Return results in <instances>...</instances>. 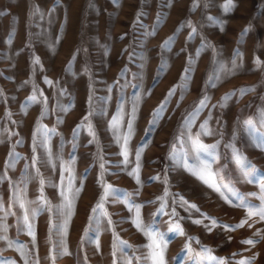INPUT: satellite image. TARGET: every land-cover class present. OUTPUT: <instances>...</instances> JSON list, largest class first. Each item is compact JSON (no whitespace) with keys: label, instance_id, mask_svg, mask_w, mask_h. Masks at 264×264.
<instances>
[{"label":"rangeland","instance_id":"374dc122","mask_svg":"<svg viewBox=\"0 0 264 264\" xmlns=\"http://www.w3.org/2000/svg\"><path fill=\"white\" fill-rule=\"evenodd\" d=\"M227 2L0 0V264H152L150 243L161 244L165 264H194L196 253L225 264H264V219L250 217L239 200L259 207L262 194L259 183L241 178L242 166L254 165L255 179L264 183L258 147L264 141V0H232V8ZM189 61L191 83L182 89ZM241 88L254 91L241 96ZM204 95L208 107L191 136L208 121L214 134L201 140L219 148L200 159L219 169L227 200L180 166L186 158L196 164L181 125ZM107 185L112 188L93 223L91 209ZM66 201L71 215L58 232ZM130 203L140 205L139 229ZM25 215L34 236L23 226ZM176 222L183 235L170 230ZM249 239L254 243H242Z\"/></svg>","mask_w":264,"mask_h":264},{"label":"snow or ice","instance_id":"6c2138e0","mask_svg":"<svg viewBox=\"0 0 264 264\" xmlns=\"http://www.w3.org/2000/svg\"><path fill=\"white\" fill-rule=\"evenodd\" d=\"M227 8H232L235 7V5L232 3V0H228L227 5L225 6ZM0 15H2V13H0ZM210 20H213L214 18L209 17ZM159 20H157L156 24L154 25V28L152 30L151 33H149L150 35H154L156 30H158L159 27ZM214 23L218 24L221 26V31L223 30V22L221 21H214ZM183 25L180 26V28L177 29V31L182 30ZM248 31L247 28L244 29V31L241 33V35L246 34ZM193 32H195V28H193ZM123 39V37H121ZM175 39L176 36L175 34L172 37H169L168 39H166L162 45V47L165 50H169L170 47L175 43ZM38 59L36 61V63H38ZM233 66L235 67V60H233ZM67 70V68H66ZM193 71L192 66H191V62L189 61L188 67H186L185 69V73L182 76V83L180 85V87L183 89L185 86H187L188 84L191 83L190 81V74ZM210 86L215 87V81H209ZM176 89L173 88L169 93H168V97H171L172 95H174ZM240 95L243 96L244 94L254 91V88H241L238 90ZM236 95V92H230L228 94H226L224 97H222L221 99V103L220 106L224 107L226 106L225 102L230 100L233 96ZM32 100H35V95H33L31 97ZM138 99V98H137ZM210 100V97L208 95H204L203 98L199 101V103L194 107V110L189 112L183 121V124L181 125V128L184 130L185 134H189L191 136V126L195 123V119L198 116V114L200 112H202L205 108L208 107V101ZM166 102L167 99L164 103H162L160 105V107L158 109H156V111L152 114L153 119L151 121V123H155L156 119L160 117V114L165 110L166 107ZM213 107H216V105H213ZM135 113V109L133 111V114ZM209 116H211V113L209 114ZM116 117L113 118V121L115 122ZM113 122V124L110 125V127H115V123ZM59 123V121H58ZM248 124L249 127L252 126L253 122L251 120L246 122ZM128 130L129 133L132 131V121H129L128 124ZM39 131H41L42 133H46L48 130L47 129H40ZM74 135L76 134V131H74L73 133ZM214 132L213 130L209 129L208 127V121L205 120L200 126H199V130L197 131V133L194 136H191V143L193 145V151H194V158L196 160V164L194 165H190L188 163V159L186 158L183 163L180 165L181 167H183L185 170L189 171L192 175L196 176L197 179H199L202 183L208 185V187L213 188L214 191H216L217 193H220V195L222 197H224V199H228L227 196H224V192L221 191V189H224L225 191L228 190V185L223 183L224 177L220 175L219 169L217 170H213V167L211 164L207 163L204 160L200 159V154L201 153H205L208 154L210 156H215L217 149L219 148V144L218 143H213V144H205L202 142L201 137L203 136H211L213 135ZM127 138V134L125 136V139ZM44 139H41L39 141V146L43 147L44 146ZM258 147H260L262 150H264V141H261L258 144ZM233 149V158L237 159L238 158V150H236L235 145L232 146ZM141 148H138L136 151V160H137V168H139V160H140V156H141ZM174 157V153L172 154V156L170 158ZM35 162V161H34ZM124 163H127V159H125ZM11 166V165H9ZM104 165L101 164V168H103ZM257 171L256 167L254 165H247L246 167L242 166L241 167V178L247 182V183H259L260 184V191H261V195L259 197L261 204L259 205V207H257L256 205H251L246 198L244 197H240V206L241 207H249L250 211L248 212V215L251 217L253 215H259L261 219H264V183L257 181L254 177V173ZM131 175V173H130ZM219 178V182H217ZM152 179H159V177H153ZM211 181V183H210ZM43 184L44 181L41 180V186L43 188ZM50 186H55V185H50ZM42 188H41V192H42ZM112 186L111 185H107L104 188V194L103 196L100 197L99 202H97L96 206L94 208L91 209V212L93 215H91L89 217V220L92 221L93 223L98 222L99 216L102 214L103 208H104V201L105 198L108 196L109 194V189H111ZM113 191H123V190H113ZM61 195L63 196L64 193L63 191L61 192ZM165 195H167V189H165ZM249 195H254V194H249ZM45 198L43 197V195H41V200H44ZM160 199V198H158ZM149 203H152V201H149ZM180 203L181 206H183L184 204H186L187 202L183 200V198H180ZM21 207H24V204L22 203L20 205ZM71 202L70 201H66L65 204L63 205V209L65 210L64 212V219H63V223L57 225V231L60 232L62 231L68 223L67 217L71 215ZM191 208H196V206L190 205ZM133 208H135L136 211V218L133 220V223L136 224V227L139 229L141 228V223L139 220V209H140V205H134V204H129L128 205V210L132 211ZM164 210V205L161 204L159 211H163ZM57 211L59 212L60 209H57ZM198 211V209H197ZM33 217H35L36 212L32 213ZM173 215H176L175 210H173ZM196 224H200L202 221L200 220H195L193 221ZM109 223L111 224L112 221L109 220ZM117 223H123V220L121 221H117ZM213 224L216 223V221L213 219L212 221ZM243 223V222H242ZM23 226L27 228L28 230V234L30 236H34V232H33V228H32V224L29 223V219L28 216L25 215L24 219H23ZM242 224L237 225L236 227H241ZM4 225L0 224V229H3ZM20 231L23 230V228L19 229ZM170 230H175L178 232V234L183 235V230L181 228V225L179 222H176L172 225ZM210 230V229H209ZM149 236V239L151 241H155V237L152 236L151 233H147ZM162 239V237H161ZM122 244L125 242H121ZM242 243L245 244H253L254 242L252 240H244L242 241ZM22 247H26V246H22ZM149 248V257L152 260V264H165L164 262V249L161 247L160 243H150L148 246ZM189 250H191L189 248ZM202 252H210L209 249H202ZM235 255V254H233ZM204 259H210L212 261L215 262V264H225V261L221 258H216V257H204L201 253H196V259L194 261V264H200V262ZM240 264H251L250 260H244L241 261Z\"/></svg>","mask_w":264,"mask_h":264}]
</instances>
